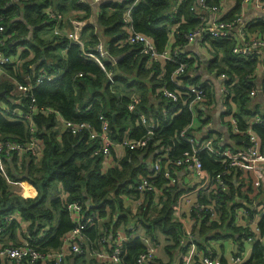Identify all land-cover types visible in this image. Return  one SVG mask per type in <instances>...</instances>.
Listing matches in <instances>:
<instances>
[{"label":"trees","instance_id":"obj_1","mask_svg":"<svg viewBox=\"0 0 264 264\" xmlns=\"http://www.w3.org/2000/svg\"><path fill=\"white\" fill-rule=\"evenodd\" d=\"M127 1L129 0H125ZM222 1L206 0V3L208 6L217 7ZM234 1V8L224 18L230 19L240 13L242 0ZM51 2L52 0H0V25L3 27L0 37L6 36L0 49L6 56H10L9 53L14 56L17 53L15 46L20 44L23 47L17 54V63L15 60L0 65V92L3 93L0 95V135L11 141L28 143L32 134L30 126L20 115L28 113L32 105L33 134L42 144L38 154L26 151L22 157L13 154L10 159L0 155L1 161L13 164L11 181H25L36 190L34 197L22 198L13 193L7 196L5 179H2L0 172V246L19 245V241L13 242L9 239L11 229H15L19 221L14 217L9 220L8 216L16 215L20 221L27 223L24 236L30 245L43 253L60 250L65 242L64 237L74 227L65 202L78 201L83 215H90L94 211L97 220L82 230V244L86 252L79 255L69 254L62 264H77L76 261L86 253L91 256L90 264H99L93 254L102 248V240L108 239L109 233L118 226L125 227L133 221L141 224L144 233L152 240H158L157 232L164 235V249L170 257L164 264L174 262L177 257L173 255L175 248L181 254L184 253V246L181 244L188 238H191L204 256L214 257L211 242L234 237L238 246L235 254L239 255L242 241L247 239L249 232L246 227L236 223L235 212L237 207L244 206L250 216L253 208L248 202H251L250 195L241 193L230 179L243 172L234 170L226 176L227 181L224 180L229 191L200 195L202 202L207 198L216 200L217 214L211 222L202 221L190 237L185 235L183 224L173 217L172 206L177 197V194H173V189L165 195V188L161 189L163 193L160 197L163 199L155 214L151 211L154 203L151 192L144 194L146 200L139 206L136 214L130 213V207L125 204L126 198L136 200L142 196L134 189H127V185L136 181V175L143 171L142 167L157 148L160 147L162 151L167 148V160L169 164H173L172 159L191 151V144L179 136L182 129L187 128L186 133L194 137L195 143L204 138L198 134L202 128L198 117L199 108L190 111L184 105L183 94L174 103L157 91L162 85L169 89L174 87L170 73L177 64L165 62V73L160 76L161 63H147L146 56L138 52L139 47H118L116 41L124 34L121 20L123 2L103 1L101 7L108 8L110 12H99L96 15V24L87 21L83 30V48L93 52L96 43L103 40L107 50L115 58L114 63H105L106 71L113 73V82H109L106 71L86 59L79 45L66 36H53L47 40L37 35V31L44 24L53 27L59 23V20L57 22L56 19L48 17L43 11ZM57 3L56 14H65L67 5L73 8L80 5L84 7L85 14H77L78 17L75 18L86 20L90 13L89 7L83 5L81 0H58ZM194 5L195 0H141L132 11L131 25L133 30L151 39L158 51H171L179 46L178 56L182 58L187 55L184 34L200 23ZM174 24H178V31L171 34ZM247 29L249 33L258 31L264 38L263 19L248 23ZM203 41L213 53L222 54L220 62H213V68L225 71L236 81L232 87V99L236 102L233 117L237 125V142L223 145L244 146L249 130L257 136L260 152L264 154V122H253L255 115L261 110L264 111V105L257 101L250 105L253 101L251 90L257 84L254 79L258 76L260 64L251 55L239 56L232 53L234 42L231 40L220 37L207 39L205 36ZM211 68L212 65H209L208 69ZM40 69L59 75L26 91L16 90L15 84L33 85ZM261 87L264 90V81ZM132 99L135 107L131 111L127 105ZM1 104L8 105L9 110H4ZM174 105L180 111L169 118ZM14 109L20 111V115L13 112ZM43 109H50L51 112L44 113ZM139 113L151 116L156 123V126L150 128L149 135L147 127L137 118ZM100 115L107 118L110 137L118 144L122 142L124 135L129 139L147 138L144 147L130 149L119 145L114 148L111 151L112 166L104 171H101L102 156L93 155L96 140L88 137L89 129L100 131ZM57 117L70 121L75 126L83 123L85 127H80V131L74 134L66 128L62 129ZM197 156L202 168L209 173L225 169L223 164L204 151H199ZM156 179L157 188L165 184L164 178L157 176ZM235 192L240 199L235 198ZM258 225L264 234V215ZM144 248L136 239L127 241L121 256L123 264H135L138 254ZM263 257L264 245L255 241L250 258L243 264H256ZM159 262L160 259L155 258L152 264H163ZM0 264L15 263L13 260L3 259ZM191 264H200L199 259L195 258Z\"/></svg>","mask_w":264,"mask_h":264},{"label":"built area","instance_id":"obj_2","mask_svg":"<svg viewBox=\"0 0 264 264\" xmlns=\"http://www.w3.org/2000/svg\"><path fill=\"white\" fill-rule=\"evenodd\" d=\"M83 1V0H81ZM107 0H93V4L100 3ZM108 1H121L122 5V15L121 20L123 24L124 34L116 41L118 47H123L124 45H134L139 47V53L144 54L147 59V63L151 61L161 63V74H164V63L172 62L176 63L177 66L170 73V80L174 87L169 89L165 85L157 88L164 97L171 99L174 103H177L179 97L183 94L185 95L184 105L188 107L190 111H194L201 105L209 102L213 105L217 101L221 103V112L223 113L226 127L230 136H233L232 144L236 143L235 134L237 133V125L235 118L233 117V110L236 106V102L232 99V87L235 84V80L231 79L227 73L223 70H217L213 68L215 61L220 62L222 59V54L213 53L211 48L203 41L206 36L207 39L213 38H224L233 41L232 53L238 54L239 56H253L256 58L258 63L264 60V38L261 37L258 31H253L251 35L248 32V23L242 22L240 13L235 15L233 18L226 19L225 14L234 8L235 1L227 0L222 1V3L217 7L208 6L206 0H195L196 17L200 20V23L193 29L189 30L184 34L186 39V50H189L193 45L196 47L198 52L202 55L201 58H196L194 55L184 57H179V46H176L174 50H163L158 51L154 45V42L147 38L140 32L133 30L131 25V15L134 7L138 5L141 0H108ZM181 1V0H178ZM254 3L257 8H260L264 13V0H242L240 4V9L248 3ZM43 11L48 17L56 19L57 22L60 19L59 14L55 13V10L50 7H44ZM264 20V18H263ZM71 29L67 31L66 37L71 41L79 45L82 55L89 61L94 62L103 71L105 69V63H114V57L109 53L105 47L103 40H100L94 46L93 52L86 51L83 48V30L85 29L86 20H81L80 18H73L71 21ZM57 24V23H56ZM56 28V27H55ZM171 34L177 33L178 24H174L171 27ZM55 33H58V29H54ZM3 33V27L0 25V35ZM6 36L0 37V47L3 45V41ZM210 49V50H209ZM21 48H18L14 61L17 63V54ZM5 63H12L10 56H6L0 49V65ZM209 65L212 68L209 70ZM186 73V77L184 76ZM258 76L254 79L257 82L256 86L252 88L251 95L253 96V101L250 105H254L255 102H261L264 105V90L261 87L262 81H264V72L260 70L257 72ZM58 73H47L45 70L40 69L36 77L35 83L30 85L29 83L15 84L16 90L26 91L30 88L35 87L43 81H50L51 79L58 77ZM81 75V73H78ZM106 75L109 82H113V73L111 71H106ZM204 75L205 78H202ZM159 76V77H160ZM214 99V100H213ZM132 99L127 108L133 110L135 103ZM34 101V98L31 100ZM174 105L173 110L169 113V118L177 115L180 110L176 109ZM4 110H9L8 105L1 104ZM32 108L28 113L20 115V111L14 109L13 112L18 113L21 117L29 123V128L31 131V137L28 143L22 144L16 141H11L9 139L3 138L0 135V155L11 158V155L31 151L38 154L41 149V141L36 138L33 134V122H32ZM44 113L51 112L50 109H43ZM165 113V112H163ZM138 120L144 124L147 128V134L151 133L150 128L156 126L154 119L151 116H146L143 113L138 114ZM58 122L62 124V129L66 128L72 133L76 134L80 131V127H85L83 123L80 126L73 125L70 121H64L61 117H57ZM99 119L101 121L100 131L95 132L89 129L88 137L89 139L96 140V148L93 151V155H101V171H104L112 166L111 151L117 146L122 148L128 147L130 149L136 147H144L147 143L146 137H141L138 139H129L123 136L121 143L114 142L110 137V128L108 125V120L105 116L100 115ZM253 122L261 123L264 122V111L261 110L253 118ZM209 123V122H207ZM191 126V123L190 125ZM187 128L180 131L179 136L185 141L191 144V151L185 152L179 158L171 160L173 164H169L167 160L169 158L168 149L162 151L161 148L151 154L147 159V164L142 167V172H138L136 175V181L127 185V189H134L136 193L142 196L136 200H129V198L124 199L126 206L130 207V213L136 214L138 208L144 203L145 193H152V201H155L157 196L162 195V190L165 188V193L173 189L177 183V178L175 175L176 170H184L187 173L192 174L197 185L195 190L198 193L201 192L203 195H209L210 193H216L219 191H227L228 185L226 176L231 174L232 171L248 172L253 177L261 182H264V154L260 152V144L256 135L252 134L248 130V140L244 146H231L223 145L222 142L218 141L216 137L206 133L203 135V139L199 142H194V137L186 133ZM198 137V135L196 134ZM200 136V135H199ZM199 138V137H198ZM204 151L208 155L212 156L215 161L225 166L223 171L216 173H209L202 168L201 162L198 158V152ZM37 157V156H36ZM1 160V159H0ZM164 178L165 184L161 187H156V177ZM225 179V180H224ZM61 193H64L63 191ZM66 208L69 210L70 216L73 219L74 227L68 232L64 237V244L62 248L58 251L41 252L29 242L26 238L19 245L13 246H0V260L8 259L13 260L15 264H62L69 254H83L86 249L83 247V234L82 230L96 222V216L94 211L90 215H83L82 207L80 202L72 201L71 203L65 202ZM216 200L214 198H207L205 202L200 201V195L197 199L191 203L190 213L191 217L194 219L196 228H198L202 221L206 220L211 222L216 217ZM181 203L175 205L174 208L179 212ZM248 213L244 206L237 207L235 212L236 220H241L242 223L245 222ZM15 218L20 223L19 216L9 215L8 219L11 220ZM246 226V224H245ZM127 228V230H126ZM192 233V232H191ZM191 236V234L187 235ZM136 239L145 248L138 254L135 264H152L157 258V249L159 243L152 240V238L144 233V228L141 224L133 221L127 226H118L115 231L109 233V238L102 240L103 246L96 252V260L99 264H123L121 256L124 252V244L131 240ZM248 241L253 238L247 235ZM190 243H194L191 238H188ZM192 245V244H190ZM213 258L209 257L200 261V264H213ZM0 261V262H1ZM232 263H241L242 258L239 255H234L230 258ZM256 264H264V257L262 261Z\"/></svg>","mask_w":264,"mask_h":264},{"label":"crops","instance_id":"obj_3","mask_svg":"<svg viewBox=\"0 0 264 264\" xmlns=\"http://www.w3.org/2000/svg\"><path fill=\"white\" fill-rule=\"evenodd\" d=\"M58 0H52L51 5L49 6L52 9L55 8V4ZM227 1V0H224ZM103 2L96 3L97 5L93 4V0H83V5H86L90 9L89 15L86 17V22L88 21L90 24L94 23L96 24L97 21V14L99 12H102L105 10L107 13L110 11L108 8L101 7ZM83 6L80 5V7H71L70 5L66 6V13L60 16L59 23L55 24L53 27L45 26V24L41 27L39 31H37V35L40 36L43 39L49 40L53 36H65L67 31L71 29V23L70 21L78 16H81L84 13ZM78 14V16H77ZM240 15L242 22L245 23H254L259 19L264 18V13L260 8H257L254 3H248L245 4L240 9ZM45 21V20H44ZM40 25V24H39ZM56 27V28H55ZM51 29V31L49 30ZM54 29H58V33H55ZM87 34V33H86ZM251 35V33H249ZM20 45V44H19ZM15 46L16 50L18 51V48H23L22 46ZM16 52V51H15ZM188 56L194 55L196 58H201L202 55L198 52L196 47L193 45L189 50H186ZM10 54V58L12 62H14L13 54ZM260 67L261 72H264V60L261 61ZM2 68H0L1 73ZM202 78H205L204 75H201ZM221 110V103L220 101L214 103L213 105H210L209 102H206L205 104L201 105L198 109V117L199 120L202 122V128L198 131L199 135H204L206 133H209L210 135H214L216 139L223 144H232V137L230 136L228 132V128L225 123V119L223 116V113ZM209 122V123H207ZM24 153H20L17 155L22 157ZM175 175L177 178V183L173 187V194H177V197L175 199V203H173L172 209H173V217L177 221H180L183 224V228L185 230V235H189L194 233L196 229V225L194 222V219L191 217L190 206L193 201H195L198 197V195H203L198 193L197 190H195V187L197 185V181L194 180L192 174L187 173V171L184 170H176ZM230 182L234 184L236 188H239L241 193H247L249 194V198L251 199V202H249L250 207L253 208V212L250 216H247L245 219V222L242 223L241 220H236V223L239 225H243L247 228V233L249 237L253 238L251 241H246L245 239L242 241V247L239 250V257L242 258V262L239 264H243V262H246L252 253V245L255 241L261 242L264 245V234L261 233L259 230V221L262 215H264V182L259 181L255 177H253L248 172H243L242 174H235L231 177ZM59 187V186H58ZM229 191V190H228ZM168 193V192H167ZM166 193H164L165 195ZM171 194V193H170ZM172 195V194H171ZM253 197H256L253 199ZM235 198L240 199L238 197L237 192H235ZM163 197L157 196L155 198V201L151 207V211L153 213L158 212V206L162 203L161 200ZM181 203V207L179 212L177 213V209L174 208L175 205H178ZM246 224V226H245ZM26 226L27 223L24 220H21L20 223L15 227V229H11V241L21 242L23 241V238L25 237L26 233ZM238 226V225H236ZM192 232V233H191ZM186 241V242H185ZM192 244V245H190ZM164 243H160L158 249H157V258L160 259V262L163 264L166 263V260H170L169 254L164 249ZM184 246V253L181 254V252L176 248L173 252V255H177V260L175 259L172 264H191L195 258L200 259V261H203L206 258L204 256L203 252L198 249V247L195 245V243H190L188 239L183 240V243L181 244ZM246 245H251L250 248H246ZM211 247L213 250L214 257L213 264H237L232 263L230 261V258L234 255L238 250V246L236 243V239L234 237L230 238H223V239H217L211 242ZM160 253V254H159ZM211 258V257H210ZM159 262V263H160Z\"/></svg>","mask_w":264,"mask_h":264},{"label":"rangeland","instance_id":"obj_4","mask_svg":"<svg viewBox=\"0 0 264 264\" xmlns=\"http://www.w3.org/2000/svg\"><path fill=\"white\" fill-rule=\"evenodd\" d=\"M11 162L10 163H6L5 161H1L0 160V172L3 176L2 179H5V189H6V195L7 196H11V193L13 194H17L19 196H21L22 198H29L30 197H34L36 195V190L33 186L29 185L28 183H26L25 181H11ZM13 165V164H12ZM190 213V211H189ZM155 214V213H152ZM153 232L155 233V231L153 230ZM157 238L159 240H157V243H164V235H162L160 232H157ZM248 242V239H245ZM5 241H7L6 237H5ZM251 245H246V248H250ZM160 254V253H159ZM91 257V256H90ZM90 257L89 255H87V253L85 254V256L83 255L82 258L78 259L76 261L77 264H90ZM94 258H97L96 253L93 254ZM176 260L178 259L177 257L175 258ZM168 262V260H166V263Z\"/></svg>","mask_w":264,"mask_h":264},{"label":"water","instance_id":"obj_5","mask_svg":"<svg viewBox=\"0 0 264 264\" xmlns=\"http://www.w3.org/2000/svg\"><path fill=\"white\" fill-rule=\"evenodd\" d=\"M3 93L2 92H0V95H2ZM239 141V140H238Z\"/></svg>","mask_w":264,"mask_h":264}]
</instances>
